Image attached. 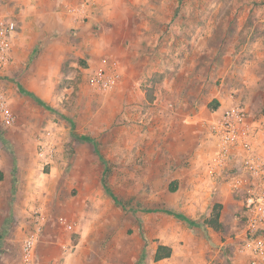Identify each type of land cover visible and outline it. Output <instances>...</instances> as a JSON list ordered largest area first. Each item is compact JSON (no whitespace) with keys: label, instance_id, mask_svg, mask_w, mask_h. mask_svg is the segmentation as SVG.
<instances>
[{"label":"rangeland","instance_id":"rangeland-1","mask_svg":"<svg viewBox=\"0 0 264 264\" xmlns=\"http://www.w3.org/2000/svg\"><path fill=\"white\" fill-rule=\"evenodd\" d=\"M112 1L83 17L68 12L82 0L9 6L19 28L0 74L13 115L0 117V264H22L35 229L34 264H246L242 197L233 169L213 168L210 126L242 104L264 151V0ZM97 70L107 87L90 82ZM43 142L53 162L38 156ZM106 165L126 207L103 186ZM216 203L223 227L204 228L211 243L197 225L144 210L203 222ZM159 244L172 254L156 261Z\"/></svg>","mask_w":264,"mask_h":264},{"label":"built area","instance_id":"built-area-1","mask_svg":"<svg viewBox=\"0 0 264 264\" xmlns=\"http://www.w3.org/2000/svg\"><path fill=\"white\" fill-rule=\"evenodd\" d=\"M11 0H0L8 4ZM94 0H82V3L68 8L75 16L90 14L88 7ZM0 9V74L8 69L13 59V47L18 33L15 18L1 13ZM108 77L103 70H97L90 76V82L105 88ZM219 112V111H218ZM1 120L5 124L13 121L8 99L0 95ZM259 127L242 104H233L220 111L210 126L214 139L215 152L213 168L232 170L234 178L231 186L242 197L241 214L244 218V230L238 239L236 253L246 264H264V151L259 148ZM56 154L54 144L43 142L38 156L53 162ZM38 240L37 229L31 230L22 243V264H34V250Z\"/></svg>","mask_w":264,"mask_h":264},{"label":"trees","instance_id":"trees-1","mask_svg":"<svg viewBox=\"0 0 264 264\" xmlns=\"http://www.w3.org/2000/svg\"><path fill=\"white\" fill-rule=\"evenodd\" d=\"M19 86V89L26 93L27 91L23 89L22 85L21 84H18ZM36 100L41 104L43 105L44 107H46L47 109H52V107L48 106L45 102H43V100H41L40 98L38 97H35ZM219 101L218 100H213V102L209 105L210 109L212 110H216L218 107H219ZM87 141H90V142H93L96 146H97V143H96V140H94L93 138L91 137H84ZM108 173H109V168L108 166L106 165L105 169H104V172H103V176H102V183H103V186L105 187V189L111 194V196L113 197V199L115 201H117L118 203L122 204L123 206L126 207V204L124 203H121V200H119V198L113 194V192H111L108 188V183H107V177H108ZM3 178V173L0 171V180ZM177 183L178 182H173L171 188L173 191H175V189L177 188ZM221 209H222V204L221 203H216L215 204V207L211 213V215L209 217H207L203 222H195L194 220H192L191 218L185 216L184 214L182 213H179V212H172L171 210L169 209H166V208H163V207H144V210L147 211V212H168V213H172L174 214L176 217L182 219V220H185L187 221L189 224L191 225H197L199 227H201L204 231V235H205V238L211 243V239H210V236H207V233L206 231L204 230V228H207V227H211L213 228L214 230L216 231H219L222 229L223 227V224H222V221L220 219V216H221ZM136 209H134L135 211ZM3 236V233H0V238H2ZM172 254V247L167 245V244H159L157 246V249H156V252H155V255H154V259L156 261H159V260H162L164 258H167V257H170ZM142 261V258L140 259Z\"/></svg>","mask_w":264,"mask_h":264},{"label":"crops","instance_id":"crops-1","mask_svg":"<svg viewBox=\"0 0 264 264\" xmlns=\"http://www.w3.org/2000/svg\"><path fill=\"white\" fill-rule=\"evenodd\" d=\"M13 1H15V0H11L8 4H2L1 5L2 7H0V9L2 11L1 13H5V14L10 15L11 17L14 18V16H13V11L14 10H13V8L9 7L10 4L13 3ZM26 1H28V0H18V1L15 2V4L20 7L21 11H23L24 4L26 3ZM105 1H108V0H105ZM15 4L13 3V5H15ZM114 4L115 3H113V1L111 0V2L105 4V7H107L108 10L111 11V9L113 8ZM14 53H15V49L13 47V55H14Z\"/></svg>","mask_w":264,"mask_h":264}]
</instances>
